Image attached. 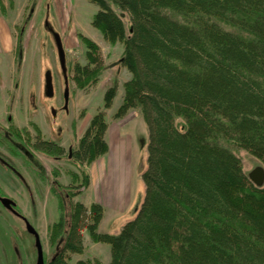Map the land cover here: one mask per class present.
Here are the masks:
<instances>
[{
    "label": "trees",
    "instance_id": "16d2710c",
    "mask_svg": "<svg viewBox=\"0 0 264 264\" xmlns=\"http://www.w3.org/2000/svg\"><path fill=\"white\" fill-rule=\"evenodd\" d=\"M87 1L98 8L92 26L106 42L123 45L118 64L130 79L114 117L137 111L147 128L144 197L136 215L110 235L98 232L100 204L70 200L88 186L85 171L81 189L69 191L68 216L52 187L61 215L49 243L60 246L46 264L83 254V230L91 242L109 245L108 264H264V185L249 180L233 152L246 151L264 170V0ZM77 38L86 64L72 66L71 80L86 91L98 83L103 61L93 41ZM115 95L116 86L105 91L103 110L71 153L81 171L108 152L104 110ZM34 129L33 149L64 155ZM25 132L10 125L0 135V146L23 162L28 153L17 145L29 144Z\"/></svg>",
    "mask_w": 264,
    "mask_h": 264
},
{
    "label": "rangeland",
    "instance_id": "374dc122",
    "mask_svg": "<svg viewBox=\"0 0 264 264\" xmlns=\"http://www.w3.org/2000/svg\"><path fill=\"white\" fill-rule=\"evenodd\" d=\"M4 1L3 6H0V127L3 132L10 125L19 131L25 129L28 135L22 139L29 144L22 147V144L17 145L23 153H28L27 162L14 157L0 146V196L12 200L16 204L15 210L38 233L46 264L60 246L57 242L53 245L49 243L50 228L61 215L58 200L51 188L59 192L62 214L68 216L69 191L74 192L80 188L86 167L81 171L66 155L69 149L72 153L77 147L90 118L103 110L105 91L101 86L85 93L77 90L71 80L72 66L77 63L86 64L85 46L77 36L84 34L87 39L101 45L112 73L118 69L123 71L122 75L124 71L130 74L118 64L123 51L122 43L106 42L91 24L98 11L95 4L87 0ZM121 15L128 24L126 15ZM56 35L64 53L63 65L59 59ZM48 77L49 88L46 84ZM118 79L119 76L113 73L111 84H118L122 91ZM8 117L12 119L11 122L7 120ZM141 123L134 122L118 134H110L113 142L115 139L122 140L127 148L130 143L132 145L130 154L127 151L123 157L133 197L132 205L126 213L132 218L144 197L141 175L146 168L148 133L144 122ZM177 123L180 125L179 121ZM32 124L40 131L43 140L62 144L64 155L53 158L33 149L31 143L36 131ZM8 138L14 140L11 135ZM233 152L240 159L246 175L257 167L263 168V164L246 151L233 149ZM71 173L76 175L75 179H71ZM80 195L79 198L75 196L70 199L71 202H89L87 196L82 199ZM126 213L123 217H127ZM82 232L87 234L85 230ZM89 258L103 264L98 258ZM75 259L76 256L71 255L70 264ZM0 264H36L33 236L27 233L23 220L4 209L1 204Z\"/></svg>",
    "mask_w": 264,
    "mask_h": 264
},
{
    "label": "crops",
    "instance_id": "0c3cea01",
    "mask_svg": "<svg viewBox=\"0 0 264 264\" xmlns=\"http://www.w3.org/2000/svg\"><path fill=\"white\" fill-rule=\"evenodd\" d=\"M82 35L85 36L84 34ZM85 37L88 38L87 36ZM94 43L100 48L105 68L98 83L83 92H90L93 88L97 89L98 86H101L102 90L106 91L109 87L113 86L111 84L113 73H116L117 77L119 76L118 81L123 89V84L130 79V75H127L125 71L122 75L123 71L118 69L112 73L108 67L101 45L96 42ZM121 76L123 77L121 78ZM114 86H116L115 98L111 107L105 111V120L107 123L105 141L108 145V152L104 156L95 160L89 166H86L85 170L88 175L89 183L88 186L83 189L80 198L84 199L87 196L89 198V202L79 200V202H82L86 208H88L92 203L100 204L103 207V216L98 225V232L101 234H117L123 225L132 218L130 217V214L126 213L132 205L133 197L131 192V183L129 178L127 180V170L123 159L127 151L130 154L132 145L130 143L131 146L128 145L127 148V145L122 140L116 141L115 139V142H113L112 139H110V134H118L120 130L130 126L134 122H139L140 124L143 122L141 116L136 111L128 112L122 119H115L113 117L121 105L123 97V90L121 91L118 84H115ZM119 96L120 102L118 101ZM113 109L114 111H112ZM89 196H92V199ZM124 213L127 214V217H123ZM116 219L118 220L115 221ZM82 237L85 253L81 255H73L76 256L73 264H76L78 261L87 260L89 257L98 258L103 264H108L110 262L109 247L107 245L91 242L89 236L83 232ZM68 264H70V262Z\"/></svg>",
    "mask_w": 264,
    "mask_h": 264
},
{
    "label": "water",
    "instance_id": "95a60500",
    "mask_svg": "<svg viewBox=\"0 0 264 264\" xmlns=\"http://www.w3.org/2000/svg\"><path fill=\"white\" fill-rule=\"evenodd\" d=\"M55 40H56V46H57V50H58V54H59V59L61 61V64L63 65L64 53H63V49L61 47V43H60L59 37L57 35L55 36ZM46 84H47V88H49L50 87V79H49V77L46 80ZM248 178L256 187H262L263 184H264V170H263V168H261V167L255 168L251 173H249ZM0 204L2 205V207L4 209H6L10 213H12L14 216H16V217H18V218L23 220L27 233L32 235L33 238H34V246H35V249H36V264H45L44 258H43L42 246H41V242H40V238H39L38 233L27 222V220L24 217H22L15 210L16 204L12 200H10L8 198H5V197H0Z\"/></svg>",
    "mask_w": 264,
    "mask_h": 264
},
{
    "label": "flooded vegetation",
    "instance_id": "af4514ba",
    "mask_svg": "<svg viewBox=\"0 0 264 264\" xmlns=\"http://www.w3.org/2000/svg\"><path fill=\"white\" fill-rule=\"evenodd\" d=\"M9 122H11V118L10 117H8V119H7ZM34 125L32 124V127H33ZM33 129H34V127H33ZM35 130V129H34ZM39 131V130H38ZM40 132V131H39ZM3 133V130H1V127H0V135ZM23 136L24 135H22V138H23ZM35 137H36V135H35ZM35 137H34V139H35ZM0 139H1V136H0ZM34 139H33V141H32V144L34 143ZM42 139V138H41ZM43 140V139H42ZM44 141H46V140H44ZM48 142H50V141H48ZM60 146H61V144H59ZM62 147V146H61ZM63 148V147H62ZM67 154H69V156H70V154H71V149H69V152L67 153ZM69 159H70V157H69ZM0 197H2V196H0ZM2 206V205H1Z\"/></svg>",
    "mask_w": 264,
    "mask_h": 264
}]
</instances>
